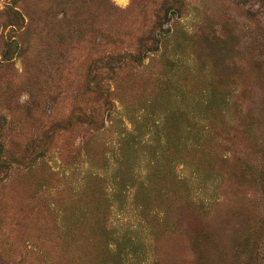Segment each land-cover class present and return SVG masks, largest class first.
I'll return each instance as SVG.
<instances>
[{
	"label": "rangeland",
	"instance_id": "1",
	"mask_svg": "<svg viewBox=\"0 0 264 264\" xmlns=\"http://www.w3.org/2000/svg\"><path fill=\"white\" fill-rule=\"evenodd\" d=\"M0 264H264V0H0Z\"/></svg>",
	"mask_w": 264,
	"mask_h": 264
}]
</instances>
